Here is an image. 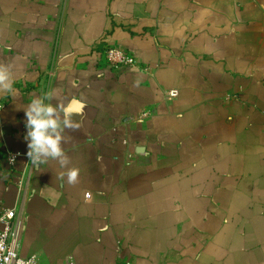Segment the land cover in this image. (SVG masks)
I'll list each match as a JSON object with an SVG mask.
<instances>
[{
  "label": "crops",
  "instance_id": "crops-1",
  "mask_svg": "<svg viewBox=\"0 0 264 264\" xmlns=\"http://www.w3.org/2000/svg\"><path fill=\"white\" fill-rule=\"evenodd\" d=\"M110 47L139 67L108 66ZM0 64L21 257L264 264V0H0ZM49 91L82 123L62 145L78 181L49 159L19 194L3 152H28L23 109Z\"/></svg>",
  "mask_w": 264,
  "mask_h": 264
},
{
  "label": "clouds",
  "instance_id": "clouds-1",
  "mask_svg": "<svg viewBox=\"0 0 264 264\" xmlns=\"http://www.w3.org/2000/svg\"><path fill=\"white\" fill-rule=\"evenodd\" d=\"M13 85L11 66L0 64V93L15 95L16 89ZM23 110L27 129V156L33 165L39 167L49 159L56 160L61 168H67L66 174L62 173L61 178L66 175L67 183L75 184L79 170L68 168L70 158L62 145L67 142L65 131H79L82 127L81 121L75 120V114L58 102L53 91L35 96ZM9 162L14 163L15 157H11Z\"/></svg>",
  "mask_w": 264,
  "mask_h": 264
},
{
  "label": "built area",
  "instance_id": "built-area-1",
  "mask_svg": "<svg viewBox=\"0 0 264 264\" xmlns=\"http://www.w3.org/2000/svg\"><path fill=\"white\" fill-rule=\"evenodd\" d=\"M105 63L111 68L130 67L138 68L139 64L134 56L126 51L116 47L106 48L104 50ZM143 71H148V68H141ZM169 99H176L178 91L175 89L167 92ZM3 104L0 103V110ZM3 157L7 165L6 180L13 183L19 194L25 191L27 180L33 168V163L27 156V153L13 152L4 149ZM15 157V162L10 163V158ZM23 161V169L17 174V164ZM22 235V225L16 217L15 208H3L0 212V264H37V257L30 256L23 258L19 254V243ZM64 264H74L67 261Z\"/></svg>",
  "mask_w": 264,
  "mask_h": 264
},
{
  "label": "water",
  "instance_id": "water-1",
  "mask_svg": "<svg viewBox=\"0 0 264 264\" xmlns=\"http://www.w3.org/2000/svg\"><path fill=\"white\" fill-rule=\"evenodd\" d=\"M136 152L141 154V153L144 152V149H143V148H137V149H136Z\"/></svg>",
  "mask_w": 264,
  "mask_h": 264
}]
</instances>
